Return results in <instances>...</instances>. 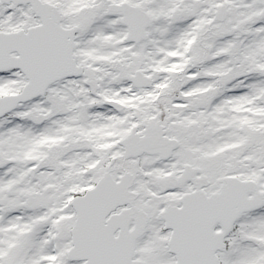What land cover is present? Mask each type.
Returning <instances> with one entry per match:
<instances>
[{
    "label": "snow or ice",
    "instance_id": "obj_1",
    "mask_svg": "<svg viewBox=\"0 0 264 264\" xmlns=\"http://www.w3.org/2000/svg\"><path fill=\"white\" fill-rule=\"evenodd\" d=\"M0 264H264V0H0Z\"/></svg>",
    "mask_w": 264,
    "mask_h": 264
}]
</instances>
